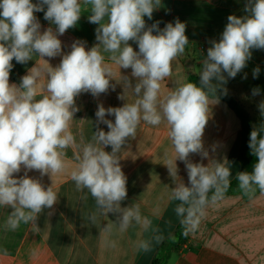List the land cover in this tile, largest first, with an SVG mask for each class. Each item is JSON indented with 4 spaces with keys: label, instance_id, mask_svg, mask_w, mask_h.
I'll list each match as a JSON object with an SVG mask.
<instances>
[{
    "label": "clouds",
    "instance_id": "obj_1",
    "mask_svg": "<svg viewBox=\"0 0 264 264\" xmlns=\"http://www.w3.org/2000/svg\"><path fill=\"white\" fill-rule=\"evenodd\" d=\"M161 6L162 0H0V207L11 209L6 229L30 224L39 231L40 214L59 202L52 184L46 187L40 178L52 180L67 172V150L73 149L76 165L70 178L77 191L86 190L95 202L88 220L95 225L99 216L115 217L102 227L103 246L115 248L114 229L125 233L133 226L151 233L135 242L136 251L147 253L162 243L164 236L142 215L139 204L122 206L128 190L120 154L136 138L141 122L168 126L174 156L166 152L163 165L172 181L169 200L178 202L174 212L185 237L197 232L210 205L225 198L231 164L227 158H210L203 140L211 107L219 102L210 97L217 92L227 95L225 86L247 68L253 51H264V0H245L243 15H228L219 39H210L206 55L202 53L198 84L181 83L163 95L162 82L172 76L173 61L190 41L186 23L179 18L163 28L160 21L147 23ZM85 9L90 12L88 22L97 25L96 43L89 48L77 39L64 51L60 37L77 27ZM40 12L49 23L43 30L36 16ZM34 56L44 61L43 67L35 64L19 84L10 83L13 60L23 65ZM56 57L60 62L53 67L49 60ZM122 69H130V75ZM260 72L258 65L253 68V79ZM117 84L123 89L118 96L122 106L99 103L91 140L77 143L70 128L80 110L77 98L85 93L98 98L115 91ZM129 93L133 102H128ZM251 95H261V89L254 87ZM257 108L264 117V99ZM248 147L255 158L252 171L237 172L235 178L251 198L257 189L264 194V125L252 128ZM194 154L208 164L193 162ZM177 161L185 165L187 183L178 175ZM33 171L40 178L30 176Z\"/></svg>",
    "mask_w": 264,
    "mask_h": 264
},
{
    "label": "crops",
    "instance_id": "obj_2",
    "mask_svg": "<svg viewBox=\"0 0 264 264\" xmlns=\"http://www.w3.org/2000/svg\"><path fill=\"white\" fill-rule=\"evenodd\" d=\"M244 3L245 0H162L160 9L153 13V21L147 23L151 25L160 21V28H163L166 23L179 18L186 23V35L190 41L185 53L173 61L172 76L162 82V95L188 82L190 76H199L202 53L206 55L208 41L219 39L228 15L244 14ZM88 14L90 12L87 9L83 10L77 27L60 37L64 51H69L71 43L77 39L86 41L89 48L96 43L97 25L88 22ZM36 16L42 30L49 26L42 12L36 13ZM132 46L137 48L135 44ZM250 61L264 64V51H253ZM59 62L60 57L49 60L53 67ZM35 64L43 67L44 61L37 56L23 65L13 60L10 83L19 84L20 78ZM113 67L119 79V69L115 65ZM121 72L130 75L131 70L122 69ZM244 73H247V79H243ZM252 79V69L245 68L229 80L225 87L248 111L253 121L260 123L264 117H261L257 105L264 99V94L255 97L251 95L252 90L249 89ZM122 91V87L117 84L115 91L110 89L98 98L89 93L77 98L80 110L70 122L77 143L84 144L91 140L99 103H103L106 108L122 106L124 102L118 99ZM127 98L128 102L135 99L131 93ZM218 100L211 107L203 140L209 149L210 158H227L230 162L232 181L240 169L238 152L241 122L228 104ZM100 127L107 131L106 125ZM213 145L216 146L214 152L211 150ZM106 151H111V148ZM166 152L174 156L168 126L165 123L152 126L141 122L136 138L130 140L120 154L128 190V198L122 206L139 204L142 215L152 219L153 226L164 236L163 242L154 244L150 252H138L134 248L137 240L151 235L139 226L130 227L125 233L114 229L111 238L116 241V247L103 246L102 227L112 223L115 217L111 214L99 216L95 225L88 220V215L95 211V202L86 190L77 191L71 180L70 171L76 161L73 149H68L67 172L53 176L52 180L49 176L40 178L36 171L29 172L30 176L40 178L46 187L52 184L59 197L53 209L40 214L38 232H34L30 224H21L15 231L6 229L5 221L11 209L0 207V264H154L155 259H159L160 264H264V194L259 189L251 198L245 196L239 186L225 193L223 200L208 207L197 232L190 234L187 241L180 244V224L174 212L178 202L169 200L172 181L163 165ZM191 159L205 165L209 162L208 159L201 161V157L195 154ZM177 166L178 175L187 183L184 163L177 161ZM19 175H23V172Z\"/></svg>",
    "mask_w": 264,
    "mask_h": 264
},
{
    "label": "trees",
    "instance_id": "obj_3",
    "mask_svg": "<svg viewBox=\"0 0 264 264\" xmlns=\"http://www.w3.org/2000/svg\"><path fill=\"white\" fill-rule=\"evenodd\" d=\"M148 21H153V19ZM257 65L260 67L261 72L257 79H252V82L250 84V89L252 90L254 87H259L261 89V93H264V64H259L253 61H249L247 68H251L253 70V68H255ZM198 80H199V76L192 75L189 77L188 82L198 84ZM217 97L218 99L228 104L240 119L241 131H240V147L238 152V161L240 163L239 172L241 171L251 172L252 165L255 163V158L251 155L250 149L248 147L249 134L253 127L260 129L261 126L264 125V120L260 123H255L253 119L250 117L248 111L234 98V96L230 92H228L227 95H224L221 92H217V94L211 95L210 98L217 99ZM237 186H238V181L236 180V178H234V180L231 181L230 187L227 190V192L236 189ZM182 232L183 230L180 226V232L178 233L180 244L186 242L188 239V237H185L182 234ZM154 264H160V260L155 259Z\"/></svg>",
    "mask_w": 264,
    "mask_h": 264
},
{
    "label": "rangeland",
    "instance_id": "obj_4",
    "mask_svg": "<svg viewBox=\"0 0 264 264\" xmlns=\"http://www.w3.org/2000/svg\"><path fill=\"white\" fill-rule=\"evenodd\" d=\"M249 90H251V89H249ZM264 94V93H263Z\"/></svg>",
    "mask_w": 264,
    "mask_h": 264
},
{
    "label": "water",
    "instance_id": "obj_5",
    "mask_svg": "<svg viewBox=\"0 0 264 264\" xmlns=\"http://www.w3.org/2000/svg\"><path fill=\"white\" fill-rule=\"evenodd\" d=\"M230 80H232V79H230Z\"/></svg>",
    "mask_w": 264,
    "mask_h": 264
}]
</instances>
